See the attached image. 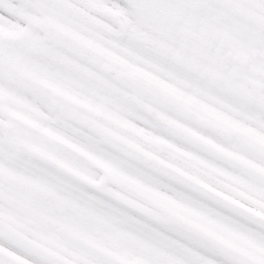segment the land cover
I'll use <instances>...</instances> for the list:
<instances>
[{"label": "flooded vegetation", "instance_id": "1", "mask_svg": "<svg viewBox=\"0 0 264 264\" xmlns=\"http://www.w3.org/2000/svg\"><path fill=\"white\" fill-rule=\"evenodd\" d=\"M188 22L184 20L179 24L176 21L180 30H174L172 27L175 24L171 20L153 18L147 24L135 27L137 31L145 33L152 39H157L155 47L148 46L151 47L152 55L150 58L148 56L145 58L164 69L165 74L160 76L165 79L166 87L164 89L153 87V89L168 97L193 116L189 119L175 115L153 101L150 103L141 102V99L137 97V105L140 109L134 112V118L136 123L141 126V130L136 129L140 134L137 144L152 155L163 156L164 159L176 165L178 160L175 157H168L172 153L176 155L172 147H162L142 136L147 132H165L164 135L172 140L170 145L173 147L195 150L193 146L175 134V129L179 128L228 155L233 156L230 151L236 149L250 158L252 155L243 153L238 147L237 141H246L258 149H261V145L264 144V43L260 46L259 54H253L251 45L246 39L240 41H234V38L226 39L224 41L227 44H225L222 41L218 42V37L213 36L215 45L210 46L206 56H203L202 52L208 41L204 38H196L204 34L198 29H181L183 27L197 28L200 26L199 20L189 19ZM144 46L137 44L136 49L143 51ZM229 53L234 54L229 59L232 61L230 65L227 64L226 57ZM197 55L200 59L194 63V57ZM217 59L218 61L215 62ZM208 61L215 62V64L209 65ZM136 67L143 69L138 65ZM148 74L153 77L159 75L155 71H148ZM231 74L236 76V82L247 91H257L262 105L252 106L250 103L238 101L225 92L222 93L220 88L230 79ZM179 79L191 84V89L179 87L176 83ZM166 150L169 153H166ZM198 153L210 161L223 165L203 152L198 151ZM149 164L154 165L157 169L163 167L161 163H154L153 160H150ZM105 181L106 184L107 182L114 184L119 190L118 193L131 201L140 204L149 203L148 198L141 195L139 191L112 178ZM122 209L131 215L132 219L137 218L131 228L138 236L139 215L125 208ZM118 215L122 216V214ZM2 218L3 216L0 217V220ZM70 225L79 229V235L85 240L102 248L111 245L112 239L93 231L87 221L78 223L71 221ZM126 226L130 227L128 224ZM121 227H124L123 223ZM20 232L27 235L23 229H20ZM2 241L0 240V264H92L91 258L93 257L87 251L72 244L68 246L57 241L53 248L49 244H42L56 255L55 261L49 263L33 257L4 239ZM167 241V237H163L158 238L156 242L166 243Z\"/></svg>", "mask_w": 264, "mask_h": 264}, {"label": "rangeland", "instance_id": "2", "mask_svg": "<svg viewBox=\"0 0 264 264\" xmlns=\"http://www.w3.org/2000/svg\"><path fill=\"white\" fill-rule=\"evenodd\" d=\"M62 3H67L71 7H78L75 3H73L70 0H61ZM42 11L39 14V18L42 21H46V24L48 26H53V30L55 34H60L56 28L59 24L62 22L58 19L57 16L53 15V13H60L61 15H66L65 10L62 7H56L54 6L50 1H42ZM19 8L20 4L17 0H1L0 3V47L4 40L7 39L8 36L12 37V43L13 42H19L20 39H27L28 41H33L34 39L38 37H42L43 40L47 39V33L46 31L42 34H40L36 29L32 28L29 24H24L23 21L20 18L19 15ZM36 13H34L35 15ZM52 19L53 22L49 23L48 20ZM9 23L11 26H15L18 28L17 31L6 29L5 24ZM70 32L74 33V29H69ZM15 48V47H13ZM56 49L60 50L58 53V56L63 61L70 62L72 60L71 52L64 51L63 48L58 44L55 46ZM34 61L35 63H30V58L25 57L23 59V63L27 65L28 67L36 68V71L32 73L33 77L38 81L42 82L45 85L49 86L50 88H54L57 86V83L55 81V78L57 74L59 73L58 69L55 67H49L46 65L45 61L42 57L39 55H34ZM20 61V58L18 59ZM41 66L42 68H39ZM87 82V75H79L78 73H74V75L71 78V83L75 86H81L84 85ZM3 86H5L4 83H1ZM66 82L62 83V85H65ZM87 84L90 86L92 84V79L90 78V81L87 82ZM5 106H1V110H4ZM14 113V112H12ZM16 117L19 118V114H15ZM38 114H35L32 120L28 119L26 122V125L28 126H37L39 127L43 132V141L44 144L42 148L40 149L43 154L47 155L48 157H52L51 149L48 150L47 141L54 140L55 143L58 141L60 142H72V143H78L81 147V151L83 153H87V126L85 122H87V117H83L78 123H76L72 127L62 126L59 129H55L56 132H54L52 129L55 127V125L50 120H42L39 117H37ZM3 120L0 118V123L2 124ZM29 131L33 132L32 129L28 128ZM3 135L0 134V139L2 141ZM30 147V145H29ZM39 152V150H37ZM235 180H240L238 175H235ZM188 206L193 205L192 202L187 201ZM191 204V205H190Z\"/></svg>", "mask_w": 264, "mask_h": 264}]
</instances>
